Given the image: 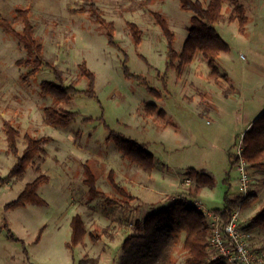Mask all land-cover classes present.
Returning <instances> with one entry per match:
<instances>
[{"label": "rangeland", "instance_id": "obj_1", "mask_svg": "<svg viewBox=\"0 0 264 264\" xmlns=\"http://www.w3.org/2000/svg\"><path fill=\"white\" fill-rule=\"evenodd\" d=\"M140 1L0 0V13L8 18L16 8H30L35 38L43 45L44 58L59 70L64 85L86 89L87 80L78 69L84 60L94 74L96 93V97L77 94L59 104L76 112L67 126L45 124L43 108L52 105L53 99L39 94V84L53 81L54 74L42 67L23 81L21 74L29 68L15 62L25 59L26 52L14 36L0 28V178L8 175L16 161V156L7 151L4 120H9L19 133L18 154L25 147V133L50 137L43 160L34 157L21 175L0 184V264H142L151 259L142 258L149 249L153 252L151 245L144 240H129L125 245V240L144 234L141 228L148 215L165 209L177 198L197 200L209 212L205 216L211 225L213 208L223 205L226 175L232 185L231 194L240 191L239 160L231 167L237 171L231 170L227 153L231 150L236 154L243 134L240 133L257 109L264 107V0H238L248 16L243 34L238 32L235 21L228 22L231 5L224 4L223 20L215 24L229 45V51L217 58L220 72L229 77L220 78L222 86L207 77L209 68L200 55L184 67L180 77H176L175 70L166 69L167 42L152 12L165 17L178 51L191 15L181 9L179 0H148L144 6ZM83 2L95 3L103 16L113 21L119 49L108 43L103 28L73 10ZM127 22H134L141 29L138 45L133 43ZM15 29L20 31L21 25L16 24ZM123 52L129 72L142 75L152 88L160 90V99L135 78L125 77ZM160 75L164 76L165 88ZM228 87L232 89L225 97L223 89ZM146 104H155L165 116L162 118L157 112L146 115ZM109 130L144 144L154 155V169L145 172L123 157L112 140L106 141ZM85 163L95 175L98 190L110 199L125 202L109 205L103 198L90 199L83 183ZM190 167L205 168L215 180L214 187L202 188L199 197L194 192L193 179L186 174ZM246 167L250 192L259 196L237 215L238 226L244 232L248 231L250 212L264 198V172L247 164ZM110 169L131 199L120 197L113 190L107 180ZM39 174L47 177L38 187V194L47 204L5 210L4 204L15 199L25 184ZM185 177L190 178L189 183ZM75 214L82 218L85 234L81 243L69 248V222ZM7 229L24 245L9 239ZM259 231L247 238L251 248L264 246V231ZM90 234H97L100 239L94 242ZM184 236L182 232L170 255V264H185ZM209 250L210 260L214 251Z\"/></svg>", "mask_w": 264, "mask_h": 264}, {"label": "trees", "instance_id": "obj_2", "mask_svg": "<svg viewBox=\"0 0 264 264\" xmlns=\"http://www.w3.org/2000/svg\"><path fill=\"white\" fill-rule=\"evenodd\" d=\"M229 3L231 7L228 15V22L235 21L237 23L238 32L245 33V27L248 22V16L245 12L243 4L238 0H179L181 9L190 12L189 26L187 27V35L182 42L180 50H176L174 43V34L168 26V22L163 15L158 12H152L154 22L160 27L162 34L166 38V69L175 70L176 77H180L185 66L192 62L194 56L206 60L209 72L207 77L211 78L215 84L222 86L220 78L228 80L226 73H221L217 64V58L221 53L229 51V45L222 39L221 35L215 28V24L223 20L224 4ZM148 4V0H141L140 5ZM75 12L85 14L90 22L99 25L104 29L107 41L110 45L119 49V45L114 39V23L112 20H107L103 16L102 10L93 2H83ZM20 24L21 30L15 29V25ZM129 33L132 37L134 45H138L141 41V29L134 22L126 23ZM0 28L4 33L14 36L18 44L25 50L26 58L16 60L17 66L29 68V71L21 74L23 81H28L42 67L49 68L54 74L53 81H42L39 84V94L42 96H50L53 99L52 105H47L43 108V122L45 124L64 127L67 126L75 117L76 112L66 110L59 106L60 103H67L69 99L77 94H83L88 97H96L94 90V74L87 67L85 61L78 64L80 74L86 78L87 86L84 90H78L73 84L64 85L62 76L59 70L44 58L43 45L38 42L34 35V28L30 20V8H16L13 15L8 18L0 13ZM122 70L125 77H133L140 84L155 96L157 99L162 97L160 90L154 89L149 85L148 80L142 75H133L129 72L126 65V54L123 52ZM144 61L147 60L141 56ZM163 87H166V82L163 75H160ZM228 87L223 89V95H230ZM145 114L150 115L157 112L160 117L165 116V112L159 109L155 104H146L144 106ZM2 130L7 142V151L16 156V161L10 168L6 177L0 178V184L6 179L21 175L26 167L30 165L34 157L40 160L45 156V145L50 140V137H35L29 133L23 135L25 147L18 154L17 137L18 131L9 120H4ZM112 140L123 157L136 163L143 171L151 172L155 167L154 155L148 151L144 144H141L130 138H126L116 131L109 130L106 141ZM229 167H233L241 157L247 166L264 172V109L253 118L249 127L243 132L241 137L240 156L234 155L233 151L228 150ZM39 167L36 166V170ZM83 183L88 188L90 199L103 198L107 204L112 205L120 202L119 199H110L104 192L96 187L95 175L88 164L85 163ZM186 174L194 181V192H199L202 188H213L215 180L212 175L204 170L196 168H188ZM227 177L224 178L227 184L223 196V205L213 208V213L217 214L220 222L226 223L230 220L235 211H241L250 207L256 200L257 195L249 192L243 195L240 191L237 194H231V186L227 182ZM107 180L113 190L120 196L131 199V195L114 179V171H108ZM47 181V177L39 174L34 180L25 184L23 189L18 193L15 199L4 204V209H12L27 204L44 205L46 201L38 194V187L41 183ZM264 196V188H263ZM120 201V202H119ZM123 204V203H122ZM70 240L67 247L73 248L78 243L82 242L85 234L84 222L80 215L72 216L70 222ZM247 228H259L264 231V198L262 205L248 220ZM143 235H134L125 240L130 241H147L151 245V249L143 255V259L151 258L149 261L142 264H170V255L179 242V237L182 232L185 233L182 247L186 252L185 264H228L221 258H212L209 260V236L211 234V226L207 217L194 204L187 200L177 198L172 203L158 212L148 215L142 224ZM8 238L13 241H18L24 245L23 241L7 229ZM40 236V231L36 237L37 241ZM92 241L96 242L100 239L97 234H90ZM150 241V242H149ZM258 252L264 250L254 249ZM23 251L26 252L23 246ZM152 255V256H151Z\"/></svg>", "mask_w": 264, "mask_h": 264}, {"label": "built area", "instance_id": "obj_3", "mask_svg": "<svg viewBox=\"0 0 264 264\" xmlns=\"http://www.w3.org/2000/svg\"><path fill=\"white\" fill-rule=\"evenodd\" d=\"M240 150L241 141L235 155L240 156ZM237 170L239 172V190L243 195H246L250 192L251 181L246 163L241 157L237 163ZM184 179L186 183L190 182V178L185 177ZM187 201L202 210L204 214L209 215V212L207 213V210L199 201ZM238 212L235 211L226 223L220 222L219 216L213 213L214 218L211 221V234L209 236V249L214 251L212 258H221L228 264H264V250L256 252L249 246L248 233L241 231L238 226Z\"/></svg>", "mask_w": 264, "mask_h": 264}, {"label": "crops", "instance_id": "obj_4", "mask_svg": "<svg viewBox=\"0 0 264 264\" xmlns=\"http://www.w3.org/2000/svg\"><path fill=\"white\" fill-rule=\"evenodd\" d=\"M185 36H184V39H185V37H186V35H187V31L185 32V34H184ZM196 56H197V54L194 56V61L196 60L195 58H196ZM199 58V57H198ZM194 61H193V63H194ZM205 63V62H204ZM233 96V95H232ZM232 96H229V97H232ZM264 109V107L260 110V109H257V113L254 115V117L255 116H257L262 110ZM253 117V118H254ZM253 119H251V121H252ZM250 121V122H251ZM249 125H250V123L249 124H246L245 125V127H244V129H243V131L240 133V136H241V134L249 127ZM197 169V168H196ZM200 170H204L205 172H208V173H210L208 170H206L205 168H199ZM170 170V169H169ZM231 170H236V169H234V168H231ZM237 171V170H236ZM211 174V173H210ZM212 175V174H211ZM228 183H229V185L230 186H232L231 185V183L229 182V181H227ZM236 183V182H235ZM202 189H200V191H201ZM200 191L198 192V194H197V197H199V193H200ZM258 196L259 195H257V198H258ZM257 198H256V200H257ZM263 202V201H262ZM262 205V203L261 204H259L253 211H251L250 212V214H249V212H245L244 214L245 215H248L249 214V216H252L254 213H255V211L256 210H258L259 208H260V206ZM249 208V207H248ZM247 209V208H246ZM246 209H244V210H246ZM244 210H242V211H244ZM241 211V212H242ZM238 213H240V211L238 212ZM208 220V219H207ZM247 232H248V235L250 236V235H255V233H259L260 231H259V228H247Z\"/></svg>", "mask_w": 264, "mask_h": 264}]
</instances>
